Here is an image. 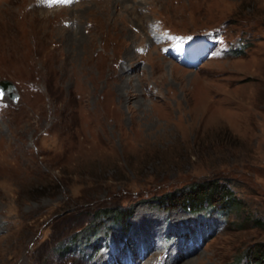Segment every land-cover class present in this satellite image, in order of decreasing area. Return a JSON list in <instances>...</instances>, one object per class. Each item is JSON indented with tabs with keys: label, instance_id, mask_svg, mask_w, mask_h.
I'll list each match as a JSON object with an SVG mask.
<instances>
[{
	"label": "rangeland",
	"instance_id": "374dc122",
	"mask_svg": "<svg viewBox=\"0 0 264 264\" xmlns=\"http://www.w3.org/2000/svg\"><path fill=\"white\" fill-rule=\"evenodd\" d=\"M206 30L195 67L164 36ZM2 81L0 264L264 258V0H0ZM216 180L227 213L158 205Z\"/></svg>",
	"mask_w": 264,
	"mask_h": 264
},
{
	"label": "trees",
	"instance_id": "16d2710c",
	"mask_svg": "<svg viewBox=\"0 0 264 264\" xmlns=\"http://www.w3.org/2000/svg\"><path fill=\"white\" fill-rule=\"evenodd\" d=\"M157 201L158 205H161L162 207H165L169 204L182 205L186 207L187 211L193 214L204 209L205 205H207L206 211L208 210V208L211 209L213 207L216 208L217 206H220L221 208H225L224 211L227 213L232 210L234 205L237 203L236 198H234V194L231 191V188L229 187V184H222L220 180H216L214 182H207L201 185H195L189 189H184L179 192L167 194L158 198ZM217 202H219V204L216 205L215 203ZM111 212L113 211H110L109 213ZM101 218L112 219L110 214L102 215ZM113 218V225H117L121 228L120 233L124 237V235H126L128 232L129 216H124V214L119 212L115 214ZM260 225L263 226V223L261 221H258L256 227H259ZM208 236H210V233H205L203 236V240H205V238ZM258 252L262 253L264 251L258 250L257 253ZM259 260V264H264V258H259Z\"/></svg>",
	"mask_w": 264,
	"mask_h": 264
},
{
	"label": "water",
	"instance_id": "95a60500",
	"mask_svg": "<svg viewBox=\"0 0 264 264\" xmlns=\"http://www.w3.org/2000/svg\"><path fill=\"white\" fill-rule=\"evenodd\" d=\"M0 90H3V95L0 96V99H2L7 93L15 103L18 102L19 96L14 94V91H16L14 84L8 81H2L0 82Z\"/></svg>",
	"mask_w": 264,
	"mask_h": 264
},
{
	"label": "snow or ice",
	"instance_id": "6c2138e0",
	"mask_svg": "<svg viewBox=\"0 0 264 264\" xmlns=\"http://www.w3.org/2000/svg\"><path fill=\"white\" fill-rule=\"evenodd\" d=\"M48 3H54V2H71V0H47ZM3 95V90H0V96Z\"/></svg>",
	"mask_w": 264,
	"mask_h": 264
}]
</instances>
